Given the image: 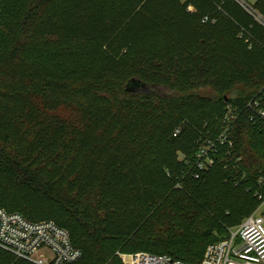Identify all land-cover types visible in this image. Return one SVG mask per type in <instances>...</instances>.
I'll use <instances>...</instances> for the list:
<instances>
[{"label":"trees","instance_id":"1","mask_svg":"<svg viewBox=\"0 0 264 264\" xmlns=\"http://www.w3.org/2000/svg\"><path fill=\"white\" fill-rule=\"evenodd\" d=\"M68 53L87 70L62 71ZM261 96L264 0H0V205L66 229L73 264H199L262 203ZM227 104L232 147L196 179Z\"/></svg>","mask_w":264,"mask_h":264},{"label":"built area","instance_id":"2","mask_svg":"<svg viewBox=\"0 0 264 264\" xmlns=\"http://www.w3.org/2000/svg\"><path fill=\"white\" fill-rule=\"evenodd\" d=\"M246 108L252 112L251 120H259L264 125V96L255 97ZM237 117L238 109L227 104L217 136L198 142L189 168L194 178L214 166L221 147H232L231 133ZM178 133L176 130L173 136ZM256 186L254 196L264 204V178L258 179ZM176 187L181 188L179 184ZM0 250L33 264H73L82 257L66 229L50 220L29 221L19 213L8 212L1 205ZM115 255L122 264H195L145 252H116ZM199 264H264V216L251 215L235 229H229L224 239L206 247Z\"/></svg>","mask_w":264,"mask_h":264},{"label":"rangeland","instance_id":"3","mask_svg":"<svg viewBox=\"0 0 264 264\" xmlns=\"http://www.w3.org/2000/svg\"><path fill=\"white\" fill-rule=\"evenodd\" d=\"M54 61L56 65L65 73H81L86 71L88 67V61L84 57L80 56L78 53H68L61 57H57V59ZM200 94H202L203 96H211V93H209L208 91H202ZM250 215L264 216V204H257L255 208L251 211ZM228 230L229 229H227V233ZM214 235L216 236V234ZM239 241L240 239H238V242ZM205 243L207 245L208 240L205 239Z\"/></svg>","mask_w":264,"mask_h":264},{"label":"crops","instance_id":"4","mask_svg":"<svg viewBox=\"0 0 264 264\" xmlns=\"http://www.w3.org/2000/svg\"><path fill=\"white\" fill-rule=\"evenodd\" d=\"M252 2L255 1V0H251Z\"/></svg>","mask_w":264,"mask_h":264}]
</instances>
